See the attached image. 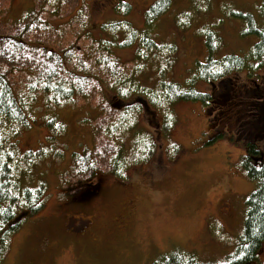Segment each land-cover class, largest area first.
<instances>
[{
	"label": "rangeland",
	"instance_id": "374dc122",
	"mask_svg": "<svg viewBox=\"0 0 264 264\" xmlns=\"http://www.w3.org/2000/svg\"><path fill=\"white\" fill-rule=\"evenodd\" d=\"M120 1L129 12H116ZM158 1L0 0V40L30 25L23 58L7 54L8 40L0 41V72L26 105L25 122L0 118V170L11 167L21 192L42 187L46 201L5 247L0 240V264H153L173 252L221 264L236 251L245 202L256 189L239 164L245 141L258 142L264 154V70L253 78L234 73L218 86L198 80L195 88L213 96L210 108L152 100L163 83L190 84L197 62L207 59L210 35L220 45L215 58L249 54L257 38L243 37L244 25L230 14L258 13L263 0H170L148 23ZM115 23L131 24L140 37L119 47L128 31L99 30ZM87 26L93 38L82 36ZM54 53L67 57L69 71L91 73L85 95L62 102L39 89V73L57 69L48 60ZM102 58L108 63L93 62ZM131 89L153 93L149 104L138 109L145 98ZM117 121L123 126L114 132ZM88 181L101 193L84 188ZM259 262L264 248L252 264Z\"/></svg>",
	"mask_w": 264,
	"mask_h": 264
},
{
	"label": "trees",
	"instance_id": "16d2710c",
	"mask_svg": "<svg viewBox=\"0 0 264 264\" xmlns=\"http://www.w3.org/2000/svg\"><path fill=\"white\" fill-rule=\"evenodd\" d=\"M169 4L170 0H159L156 2L151 7V10L147 15L148 23L153 22V20H156L163 13H165L169 7ZM119 8L126 9V12L130 11V5L121 1L118 3L117 8H115L117 13L120 11ZM258 13L264 21V0L263 5L258 9ZM258 13H243L233 11L230 14L231 17L241 21L244 25V29L242 31L243 37L253 36L257 38V42L253 45L249 54L236 55L229 53L228 55L215 58V54L220 48V45L215 44V42L212 41L213 36L210 35L206 44L208 51L207 59L204 63L197 62L195 67V76L193 77L190 84H188L189 82L183 83L182 85L175 82H166L161 85L160 90L155 93L156 95H153V93H148L147 90L144 91L143 89L138 92H134L131 89L129 93H135L136 95L145 98L144 100L142 98H138L142 99L144 104H137L135 106H138V109L141 108V105H144L145 107V105L149 104L146 97L149 98L148 94H152L155 97L152 100V104L155 106H160L163 104L164 106L169 107L171 104L187 101L198 102L202 106L210 108L214 102L213 96L210 93L199 92L195 88L194 85L198 82V80L205 81L210 85L218 86V84L229 79L230 75L234 73L249 71V76L253 78V75L257 73V71L264 70V25H258V21L255 16V14ZM32 14L34 13L29 12L25 17H23V20L30 18ZM41 24L44 29L51 30L52 26L48 22H40L39 25ZM29 27L30 25L26 24L25 27L22 28L21 35H18L15 38L4 37V39H2L3 41L8 40L4 49L7 54L13 57L17 56L18 58H23V54L25 53L24 49L25 46H27V44L24 42V37L25 34L28 33L27 31ZM90 28L93 29L92 26H87V28L85 27L84 34H82L83 37L88 36L93 38V35L88 31ZM120 29L123 31H128V40L131 38L129 41L127 40L123 43H120L118 46L121 48L129 47L133 44L134 40H137L135 39L136 36L140 37L131 28V24L129 23H115L106 26L102 25L101 28H99L101 33L110 31L111 33H115ZM94 39L97 40L96 38ZM139 40L144 41L146 47L148 48L154 46V43H152L150 40H147L146 36H142ZM96 44L103 50L109 49V44L106 42H100ZM88 55L89 52L87 51L84 54V57L86 58ZM52 59L53 62L57 63V69H50L48 73L43 75L39 73L37 77V82L41 86L39 89L45 94L53 93L55 98L62 102L73 100L76 95H85L87 91L86 84L91 78V73L81 74L79 72L69 71L67 66V57L62 54L57 55L54 53L52 57L48 58L49 61H52ZM87 59H90V57H87ZM93 62L105 65L108 63V58H102ZM92 79L95 80L98 78L96 77ZM254 85L257 86V84ZM254 85L252 86V89L257 91L258 87H255ZM117 90H120L121 93H123L122 87H117ZM119 95L121 99H125L124 94ZM260 104L264 105V100H262ZM258 107L259 109L261 107L264 109V106ZM25 109V102L15 93L7 76L0 72V118L17 122H25ZM260 111L262 116H264V110ZM117 122L119 123V121ZM249 122L250 121L248 120V123ZM116 125L117 127L115 128L114 132L116 129H119V127L123 126L120 123ZM164 127V130L167 131L169 127L167 120L164 124ZM261 127L264 130V125ZM3 141L4 140L1 138L0 133V149L2 147ZM244 153L245 154H243L240 158L239 164L247 179L252 183H256V189L247 197L245 202L246 215L244 228L242 236L238 241L236 251L230 255L226 261H224V263L221 264H252L254 262H258L264 248V154L259 143H255L252 140L245 141ZM31 156L32 155H29V157ZM11 170L12 169L9 165H4L0 170V240L2 248L6 246L11 235L19 228L20 224L24 220H27L30 216L41 213L46 206L42 187L36 189H25L21 192L19 184L12 178L13 176L11 174ZM153 264L202 263H200L194 257L186 258L184 255L173 252L172 254L164 256L161 260ZM258 264H264V262H259Z\"/></svg>",
	"mask_w": 264,
	"mask_h": 264
},
{
	"label": "flooded vegetation",
	"instance_id": "af4514ba",
	"mask_svg": "<svg viewBox=\"0 0 264 264\" xmlns=\"http://www.w3.org/2000/svg\"><path fill=\"white\" fill-rule=\"evenodd\" d=\"M247 124H248V121H243V123L241 124V127H245V126H247ZM243 125H244V126H243ZM85 184H86V187H84V188H90V189L94 188L93 190H94L95 195L101 193V191H102V187H101V185L96 186V184H93V183L90 182V181H88V182L85 183ZM92 184H93L94 187L92 186ZM95 189H96V190H95Z\"/></svg>",
	"mask_w": 264,
	"mask_h": 264
}]
</instances>
